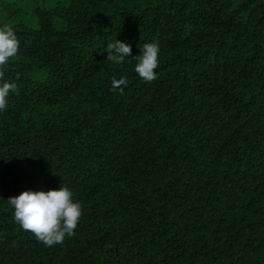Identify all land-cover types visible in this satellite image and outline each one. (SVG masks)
<instances>
[{
    "label": "trees",
    "instance_id": "obj_1",
    "mask_svg": "<svg viewBox=\"0 0 264 264\" xmlns=\"http://www.w3.org/2000/svg\"><path fill=\"white\" fill-rule=\"evenodd\" d=\"M4 24L0 264H264V0H0ZM116 39L158 44L154 81ZM62 183L82 216L47 247L7 200Z\"/></svg>",
    "mask_w": 264,
    "mask_h": 264
},
{
    "label": "clouds",
    "instance_id": "obj_2",
    "mask_svg": "<svg viewBox=\"0 0 264 264\" xmlns=\"http://www.w3.org/2000/svg\"><path fill=\"white\" fill-rule=\"evenodd\" d=\"M140 47V54L132 57L131 46L118 41L107 43V61L122 65L126 57L137 61L134 71L145 82L154 81L156 69L159 67V46L155 42L145 43ZM20 49V42L9 24L0 27V80L4 78L3 69L7 67L10 59L14 58ZM19 74L16 79L18 80ZM112 91L127 87V78H112ZM17 88L15 81H4L0 85V111L7 107L8 96ZM7 203L13 208V218L20 227L31 232L37 241L47 247L63 243L66 236L75 234L82 207L78 201L73 200L72 191L62 183L58 190L24 191L18 196L10 197Z\"/></svg>",
    "mask_w": 264,
    "mask_h": 264
}]
</instances>
